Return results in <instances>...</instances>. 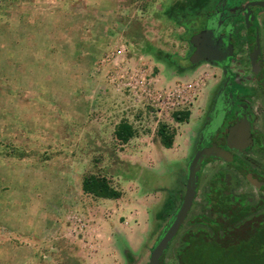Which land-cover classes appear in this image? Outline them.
<instances>
[{
  "label": "rangeland",
  "instance_id": "1",
  "mask_svg": "<svg viewBox=\"0 0 264 264\" xmlns=\"http://www.w3.org/2000/svg\"><path fill=\"white\" fill-rule=\"evenodd\" d=\"M172 1L0 0V246L12 248L9 259L0 248L1 264H92L97 249L103 255L102 246H91L87 226L105 217L103 205L81 191L84 173L104 175L122 196L148 203L157 197L150 172L164 171L174 183L175 153L188 147L213 90L202 92L206 104H197L182 124L172 112L148 115L126 107L128 101L105 86L112 63L106 53L120 43L125 58L117 61L137 65L143 59L161 83L187 79L190 71L177 74L164 60L171 55L179 65L190 64L184 27L163 13ZM200 20L190 26L199 27ZM220 30L214 26L212 38ZM212 44L209 59L226 60L227 46ZM120 117L142 119L123 143L113 136ZM159 123L176 134L170 150L158 141ZM96 225L102 233L104 225ZM104 255L119 264L109 250ZM247 258L239 253L236 264Z\"/></svg>",
  "mask_w": 264,
  "mask_h": 264
},
{
  "label": "flooded vegetation",
  "instance_id": "2",
  "mask_svg": "<svg viewBox=\"0 0 264 264\" xmlns=\"http://www.w3.org/2000/svg\"><path fill=\"white\" fill-rule=\"evenodd\" d=\"M246 1L214 0L198 14L201 25L194 32L207 22L220 27V39H212L210 35L211 40H206L231 44V53L221 62L222 66L218 64L221 75L203 112L193 149L215 143L228 154L226 159L215 156L202 159L197 185L199 180L204 181L160 253L158 264H162L170 243L174 246L171 264H203L196 254L199 245L196 241L200 239L213 242L215 264H236L239 253L248 256L244 264H264V60L255 13L264 7L249 5V18L245 22L242 5ZM256 46L259 52L254 59L257 67L253 70L249 54ZM192 49L191 46L189 53ZM208 52L204 50L203 54ZM241 54L245 56L247 83L241 75L244 70L239 59ZM218 109L223 110V116L218 115ZM217 117L216 125L208 127L207 123ZM180 199L181 196L168 213L165 224Z\"/></svg>",
  "mask_w": 264,
  "mask_h": 264
},
{
  "label": "crops",
  "instance_id": "3",
  "mask_svg": "<svg viewBox=\"0 0 264 264\" xmlns=\"http://www.w3.org/2000/svg\"><path fill=\"white\" fill-rule=\"evenodd\" d=\"M187 1L188 0H183V3ZM174 3H181V2L177 0L171 2V4ZM255 13H256V20L258 22L259 30H260L259 40H260V48H261V57L264 60V8L256 9ZM239 59L242 63V66L244 65V70L243 72H241V75L242 77L245 76L247 83L249 77L246 76L247 70L245 65L246 64L245 56L241 54ZM222 62L224 63L225 60H222ZM186 71H190V74L188 77H186L187 79L185 80H189V81L196 80L197 87L191 102L189 103L188 106H186V108H183L189 110L188 117L182 121L176 120L177 122H180L182 124H186L191 121V117L195 114L194 109L196 108L197 104L200 105L202 101L203 103L205 102L206 104L207 97L208 96L210 97V95L209 94L207 95V93L203 95L202 92L204 93L205 91L207 92L208 90L209 91L214 90V87L216 86L221 75L220 66L218 64L209 63L206 60L198 61L195 64H192V66L190 67H186L183 70H179L177 71V74H182ZM105 86L112 93H116L109 87L107 83H105ZM202 95L203 98L201 99ZM199 99L201 101H199ZM120 118H124V117H120ZM171 118L174 119L173 117ZM194 124L198 125L197 121ZM198 128L196 130H198ZM168 130L171 131L173 133V137H175L176 134H174V132L171 129L168 128ZM195 132L196 133L192 138L191 142L189 143L188 147H186L185 150L182 151L180 150L175 153V155L177 156L172 161V163L173 162L175 163L172 168L173 171L172 178L174 180V183H169V180L165 179L166 173L164 171L153 170L152 172L149 173L148 175L149 179L147 180H149L150 182L149 186H151L150 187L151 191L155 190L157 193V197L155 200H151L148 203L137 195H134V197L127 199L126 197L122 196L121 193L118 197L115 198L97 197L101 199L99 201H101L103 205V212L105 217H102L100 219L96 218L95 222L90 220V222L87 223V226L92 227L90 230L93 233L90 230H88L92 239L91 246L93 247L102 246L103 255L100 251L101 248L97 249L90 258L92 264H113V261L111 259L105 260L106 257L104 255L105 250H109L110 254L114 256L116 255V259L118 261L117 263L119 264H147L149 251L155 241L157 234L159 233L160 229L164 227V224L168 219L167 218L168 213L171 211L172 207H174V205L178 202L180 196L182 195L186 173H187L186 167L188 160L192 155L191 150L193 149V140L195 139L197 134V131ZM173 137H172V141H173ZM158 141H159V137H158ZM160 145L165 150L168 149L170 150L173 148L172 142L169 147H165L161 143ZM203 181L204 179L199 180V183L197 185V179H196L193 196H197V192H198L197 190L201 187ZM163 182L169 183V185L165 187ZM87 205L89 204L87 203ZM117 214H119V216H123V219L118 223L117 220L115 219V216H117ZM90 218H92V216ZM98 221H100L104 225V229L102 233L99 231L97 232L98 229L96 227L98 224L96 225V222ZM59 223L60 225L62 224L61 222ZM98 236H102L101 239L97 238ZM171 244L172 243H170L164 251L162 264H171L174 260L173 257L174 246H171ZM11 251L12 248L10 244H7L1 248V252L3 253V255H5L6 252V257L8 259L10 258ZM1 262L3 261H0V264Z\"/></svg>",
  "mask_w": 264,
  "mask_h": 264
},
{
  "label": "built area",
  "instance_id": "4",
  "mask_svg": "<svg viewBox=\"0 0 264 264\" xmlns=\"http://www.w3.org/2000/svg\"><path fill=\"white\" fill-rule=\"evenodd\" d=\"M106 57H111L112 61L106 74V83L128 101L126 107L142 109L148 115H167L174 110L186 108L195 94L196 80L180 79L161 83L147 61L142 59L137 65L127 61L121 63V59L125 58V46L122 43L107 52ZM127 121L134 127L142 119L132 117Z\"/></svg>",
  "mask_w": 264,
  "mask_h": 264
},
{
  "label": "trees",
  "instance_id": "5",
  "mask_svg": "<svg viewBox=\"0 0 264 264\" xmlns=\"http://www.w3.org/2000/svg\"><path fill=\"white\" fill-rule=\"evenodd\" d=\"M214 0H188L185 3H174L166 7L163 13L176 23L184 27L187 37L199 27L190 26V22L198 17L200 12H203L211 6ZM186 37V38H187ZM188 41V38H187ZM189 43V42H188ZM190 45V43H189ZM191 48V45H190ZM164 60L169 61L177 70H183L187 66L179 65L175 57L166 55ZM188 109H180L172 111V117L177 121L185 120L188 117ZM160 143L169 147L172 142L173 133L168 130L166 123H159L156 128ZM135 128L125 118H120L113 128V136L116 140L123 143L135 134ZM81 190L84 193L96 197L115 198L120 195V191L114 188L104 175L95 173H84L80 180ZM161 231V230H160ZM159 231V233H160ZM157 234V236L159 235ZM156 236V237H157ZM198 245L196 254L203 264H215L216 252L212 241L200 239L196 241ZM183 264V263H182Z\"/></svg>",
  "mask_w": 264,
  "mask_h": 264
},
{
  "label": "water",
  "instance_id": "6",
  "mask_svg": "<svg viewBox=\"0 0 264 264\" xmlns=\"http://www.w3.org/2000/svg\"><path fill=\"white\" fill-rule=\"evenodd\" d=\"M249 5H257L260 7H264V0H248L242 5V9L244 10L243 13V20L247 22L249 18L250 8ZM252 16L250 15V18ZM213 30L212 25L208 22L207 24L196 32H192L188 37V42L193 47L191 54L188 55V61L190 64H195L198 61L206 60L209 63L219 64L222 66V60L218 59H209L206 54H203L204 50H210V52L214 53L216 48H214L212 42H207V38L210 37L211 31ZM218 37L220 39L219 33L214 35V38ZM215 44L220 45L221 41H215ZM226 49H228L229 53H231V44H226ZM259 49L256 46L252 52L249 54L250 62L252 64L253 70L257 67L255 64V56L258 54ZM197 54H199L197 56ZM228 152L221 147L217 146L215 143H211L210 145L201 146L197 148L193 154L191 155L190 159L187 163V173L184 182V189L181 195L180 203L168 222L164 225L161 229L159 235L156 237L148 255V264H158V258L162 250L165 248L166 244L168 243L169 239L174 235L178 226L180 225L182 219L184 218L187 210L189 209L192 197L194 195V188L196 184L197 174L196 172L199 169L200 163L203 158L206 156H215L221 158H227Z\"/></svg>",
  "mask_w": 264,
  "mask_h": 264
}]
</instances>
